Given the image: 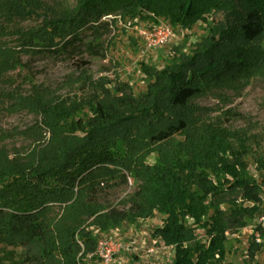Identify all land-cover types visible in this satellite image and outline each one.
I'll use <instances>...</instances> for the list:
<instances>
[{"label": "trees", "instance_id": "16d2710c", "mask_svg": "<svg viewBox=\"0 0 264 264\" xmlns=\"http://www.w3.org/2000/svg\"><path fill=\"white\" fill-rule=\"evenodd\" d=\"M217 14L223 22L210 20ZM117 17L182 30L201 22L208 33L162 68L142 66L145 89L135 95L84 71V55L104 52ZM40 55L76 60L82 88L93 92L62 96L70 81L54 90L31 78L27 93L12 88L10 75L29 69L23 56ZM257 79L264 81V0H0V115L35 117L25 130L0 127V264L6 249L17 251L11 264H100V235L156 216L152 236L173 250L171 264H228L227 235L255 211L261 185L249 175L247 131L222 123L241 115L228 109L213 119L195 102H225ZM130 182L124 199L104 202ZM258 249L252 241L251 260Z\"/></svg>", "mask_w": 264, "mask_h": 264}, {"label": "rangeland", "instance_id": "374dc122", "mask_svg": "<svg viewBox=\"0 0 264 264\" xmlns=\"http://www.w3.org/2000/svg\"><path fill=\"white\" fill-rule=\"evenodd\" d=\"M51 5L66 0H43ZM72 2V0H69ZM39 18H32L25 22V26H35L40 22ZM211 21L223 22L224 17L221 14L214 15ZM164 29H170L171 35L164 37ZM161 31V32H158ZM205 25L198 22L191 30H182L178 27H171L164 23L150 25L139 21H121L116 18L114 28L110 34L104 38V52L92 57L84 55L83 61L87 62L84 68L86 75L95 83H100L106 89H112L114 85H129L135 95L145 89V78L141 72L144 65L162 68L175 57L179 51L189 52L193 44L207 36ZM23 61L27 62L29 69L24 72H15L10 76L15 82L12 88L21 86L19 91L22 94L27 93L30 84L25 83L27 79L39 85L57 90L60 85L68 83V87L57 92L65 96L76 93L83 94L80 63L64 60L49 56L40 55L38 57L23 56ZM25 80V81H24ZM86 88V86H85ZM86 93L93 91L84 90ZM99 93V92H98ZM97 93V94H98ZM227 100L218 102L213 96L208 95L195 103L198 106L210 109L211 118L215 119L221 116V112L234 109L241 116L231 120L222 119L224 127L229 131L245 130L249 138L248 146L250 153L246 158L250 178L261 185V196L256 204L255 211L245 219L243 228L233 236L229 237V243L226 246L228 264H264V246L256 241L254 231L258 225L259 217L264 214V81L261 79L253 80L240 95H234L232 92L226 93ZM35 122V117L27 113L20 114H2L0 115V127L5 131H10L14 127L25 130ZM11 144L19 147L20 141H13ZM156 155L148 159L149 164L155 162ZM132 182L128 187L117 188L115 191L106 193L104 202L109 205H115L133 191ZM162 216H156L146 221H139L130 226L124 225L115 231L99 236L98 240L110 238L115 242L131 245V251H126L118 255L115 264H171L174 257L173 250L166 247L158 240L153 238L152 233L156 227H160ZM196 238L206 243L207 235L202 230L196 231ZM254 241L259 249L249 258L247 251L250 243ZM8 255L5 262L11 264L15 262L17 251L11 249L5 250Z\"/></svg>", "mask_w": 264, "mask_h": 264}, {"label": "built area", "instance_id": "2783aa9c", "mask_svg": "<svg viewBox=\"0 0 264 264\" xmlns=\"http://www.w3.org/2000/svg\"><path fill=\"white\" fill-rule=\"evenodd\" d=\"M162 32H165L164 37H169L172 34L170 29H164ZM257 222H258L257 226L260 227V230L264 231V214H262L259 217ZM255 237H256V241L259 242L261 246H264V238L260 235L259 232H256ZM132 248H133V244L124 245L115 242L110 238H103V240H98V245L94 253V256L99 259L100 264H115V260L118 257V255L126 251H131Z\"/></svg>", "mask_w": 264, "mask_h": 264}]
</instances>
